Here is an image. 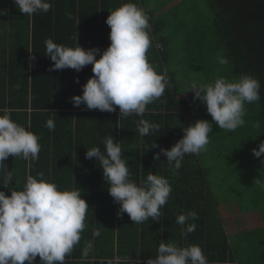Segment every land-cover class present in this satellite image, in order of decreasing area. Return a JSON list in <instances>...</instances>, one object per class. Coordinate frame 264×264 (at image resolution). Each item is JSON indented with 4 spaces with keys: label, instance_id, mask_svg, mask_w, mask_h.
<instances>
[{
    "label": "trees",
    "instance_id": "trees-1",
    "mask_svg": "<svg viewBox=\"0 0 264 264\" xmlns=\"http://www.w3.org/2000/svg\"><path fill=\"white\" fill-rule=\"evenodd\" d=\"M204 1L211 18L201 16L203 20H196L200 13L195 8L194 20L202 21V26L195 25L188 32L191 40H185L179 66L195 59L191 72L201 70L207 78L197 80L203 84L214 82L217 76L234 81L244 74L260 82V99L245 104L244 126L234 132L222 129V135L225 131L226 135L236 138L241 155L253 157L252 150H258V145L264 141V3L262 0ZM127 2L136 3L150 17L152 46L147 53L148 60L157 73L166 75L168 84L164 96L149 104L143 117L132 115L120 120L118 106L114 113L88 110L86 105L74 106L71 98L82 95V86L93 75L92 66L80 72L73 69L49 71L54 62L45 56L44 42L51 38L57 44L75 47L77 35L78 44L85 50L99 48L103 51L111 43L110 28L106 24L109 11ZM51 3L52 8L47 13L26 16L18 11L4 18L7 31L0 30V56L11 54L12 57L8 58V66L0 69L3 71L0 72V108L13 109L12 119L26 128L30 125L28 130L39 137L41 145L35 161L13 156L4 161L13 174L9 188L21 190L27 175L35 177L43 172L44 179L54 182L60 190L79 188L89 205L81 240L66 257L65 264H108L116 257L121 260L129 257V264L134 261L146 264L147 259L156 257L161 241L176 242L180 246L200 245L209 264H264L262 246L252 257L243 258L239 256L240 248L229 239L213 194L209 170L202 162V152L186 154L178 171L168 165L164 155L155 159L161 149L170 150L183 137V127L197 120L213 123L208 145L214 146L218 140L217 126L211 116L206 118V105L194 99V93L177 100V96L192 91H188L187 79H180L181 74L169 67L172 61L176 62L175 49L170 43L172 36L168 32L175 22L171 25L167 19L173 17V13L155 17L147 11L151 4L145 0H51ZM192 4L198 7L195 0ZM204 21L208 23L205 25ZM3 44L11 48L9 52L7 46L1 47ZM205 49L208 51L205 63L211 62L207 68L202 64L204 58L201 61V52ZM33 55L34 61L30 59ZM217 55L225 57L228 63L216 65ZM187 78L192 79V74ZM183 112L189 114L188 121ZM50 118L55 122L54 131L45 126ZM139 119L159 124L160 130L141 137L136 128ZM109 135L121 143L122 158L128 162L132 180L139 183L148 171L169 180L172 192L160 209L159 222L149 218L135 224L126 213L118 215L120 205L109 195L99 162L86 158L87 148L99 147L104 151L102 140ZM244 164L257 168L251 162ZM0 191L11 195L3 186ZM193 211L198 219L189 218L187 223L196 224V229L185 237L181 234L183 226L177 224L176 219L180 214ZM94 229L100 230L99 237H93ZM88 241L93 242V249L82 259L81 252ZM34 264H40L39 257Z\"/></svg>",
    "mask_w": 264,
    "mask_h": 264
},
{
    "label": "clouds",
    "instance_id": "clouds-1",
    "mask_svg": "<svg viewBox=\"0 0 264 264\" xmlns=\"http://www.w3.org/2000/svg\"><path fill=\"white\" fill-rule=\"evenodd\" d=\"M14 4L26 16L47 13L52 8L51 0H14ZM109 12L106 20L110 28L109 47L103 51L99 48L85 50L78 44L77 35L75 47L57 44L48 38L44 42L45 56L54 62L49 71L73 69L80 72L91 65L93 75L82 86V95L71 98L74 106L86 105L88 110L113 113L118 106L120 120L132 115L143 117L147 106L164 96L168 84L166 75L157 73L148 60L147 53L152 46L150 17L133 2L122 3ZM7 14V9L0 10V15ZM30 59L34 61L35 55ZM217 62L228 63L222 55L217 56ZM76 82L79 83V79ZM260 88V82L246 74L234 81L217 76L208 84L196 80L188 84V91L206 105L215 125L227 132L244 126L245 104L260 99ZM12 111L9 107L0 108V186L11 192L7 196L0 191V264H25L26 261L34 264L37 257L40 264H65L66 257L81 240L89 205L79 188L60 190L54 182L44 179L43 172L35 177L27 175L21 190L9 188L13 174L4 161L9 156L35 161L41 151L39 137L28 130L30 125L26 128L16 123ZM45 126L54 131V120L48 119ZM136 128L143 137L159 131L160 125L139 119ZM212 131V122L197 120L183 127V137L170 150L161 149L155 159L164 155L168 165L178 171L186 154L198 155L206 151ZM102 143L104 151L99 147L87 148L86 158H95L99 162L109 195L120 205L118 215L126 213L135 224L149 218L159 222L160 209L172 192L169 180L148 171L146 178L137 183L130 178L128 162L122 158L121 143L112 135L105 137ZM252 152L257 158L264 156V141ZM189 218L196 220L198 215L193 211L180 214L176 219V223L183 226L181 234L185 237L196 229V224L187 223ZM92 235L96 238L101 232L94 229ZM92 249L93 242L88 241L82 249V259H86ZM108 264H129V257L123 260L116 257ZM133 264L143 262L134 261ZM146 264L209 262L200 245L180 246L176 242L161 241L156 257L147 259Z\"/></svg>",
    "mask_w": 264,
    "mask_h": 264
},
{
    "label": "rangeland",
    "instance_id": "rangeland-1",
    "mask_svg": "<svg viewBox=\"0 0 264 264\" xmlns=\"http://www.w3.org/2000/svg\"><path fill=\"white\" fill-rule=\"evenodd\" d=\"M145 1L151 4L147 11L154 14L155 17L163 16L165 13H173L175 16L174 19V16L167 18L171 21V25L172 22H175L168 32L172 36L170 43L172 48L175 49L173 55L176 62L172 61L169 67H172L174 72L177 71L181 74L180 79H187V85L192 80L206 79L207 77L203 75L201 70H197L195 73L191 72L195 59L191 61L189 59L184 65L179 66V60L182 58L183 53L182 47L186 45L185 40H191L190 37H187L188 32H191L192 27L195 25L202 26V21L196 22L194 20L195 8L200 13L196 20H203L201 16L211 18L206 2L195 0L198 4V7H195L192 4L193 0ZM204 23L206 25L208 22L204 21ZM178 28L181 30L178 31ZM205 37L208 38L209 34H206ZM207 52V49L201 52V61L204 58L202 64H205L206 68L211 64L210 60L207 64L205 63L208 56ZM214 60L216 65H220L217 58H214ZM219 68L220 66L217 67L216 73H218ZM190 73L192 79L187 78ZM205 116H207L206 118L210 117L207 112ZM216 129L217 143L214 146L207 145L206 151L202 152V162L209 170L213 194L216 197L220 209L219 214L222 215L221 221L229 239L240 248V257H252L254 251L256 253L260 246L264 249V187H262V184H264V167L261 163V161H264V156L247 158V156L241 155L237 148L236 138L226 135L225 131L222 135V129H219L218 126ZM244 162L253 164L256 162L254 166L256 165L257 168L248 167ZM262 220L263 222L258 223V225L253 224V222ZM243 226L252 228L248 230L249 228ZM235 227L244 230L243 232H236V235H234ZM251 231H254V233L250 234Z\"/></svg>",
    "mask_w": 264,
    "mask_h": 264
},
{
    "label": "crops",
    "instance_id": "crops-1",
    "mask_svg": "<svg viewBox=\"0 0 264 264\" xmlns=\"http://www.w3.org/2000/svg\"><path fill=\"white\" fill-rule=\"evenodd\" d=\"M2 9H7L8 10V14L7 15H0V30L4 33V32L7 31L6 26L4 25V18L6 16L13 15V14L17 13L19 10L15 7L14 0H0V10H2ZM1 47H3V48L6 47L7 52H9L10 49H11L7 44H3V45H1ZM11 57H12L11 54H7L5 56H3V55L0 56V69L8 66V64H9L8 60ZM0 72L2 73L3 71H0ZM191 94H192V92H186L184 94H181V95L177 96V100L178 101L182 100L183 98L189 97V95H191ZM183 114H184L185 120L188 121L190 119L189 114H187L185 112H183ZM219 211H220V209H219ZM221 217H222V215H221ZM262 222H263V220L259 221V222L256 221V222H253V224L256 223L258 225V223H262ZM253 224H251V226H253ZM243 227H245V226H243ZM245 228H249V227H245ZM251 228H249L248 230H251ZM243 230L244 229H240V228L237 229V227H235V231H234L235 234L234 235H236V232H243ZM245 231H247V230H245Z\"/></svg>",
    "mask_w": 264,
    "mask_h": 264
},
{
    "label": "water",
    "instance_id": "water-1",
    "mask_svg": "<svg viewBox=\"0 0 264 264\" xmlns=\"http://www.w3.org/2000/svg\"><path fill=\"white\" fill-rule=\"evenodd\" d=\"M263 1V3H264V0H262Z\"/></svg>",
    "mask_w": 264,
    "mask_h": 264
}]
</instances>
